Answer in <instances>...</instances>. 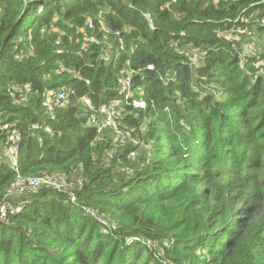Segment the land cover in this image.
<instances>
[{
	"label": "trees",
	"instance_id": "16d2710c",
	"mask_svg": "<svg viewBox=\"0 0 264 264\" xmlns=\"http://www.w3.org/2000/svg\"><path fill=\"white\" fill-rule=\"evenodd\" d=\"M99 15L116 56L108 62L103 43L82 38L89 16L96 29L87 34L98 32ZM262 17L264 0H0V203L15 176L4 124L20 134L23 176L75 182L25 196L0 223V264H264V66L253 63L264 61ZM237 27L257 51L244 63L239 42L221 35ZM186 49L200 51L199 67L178 53ZM126 61L142 70L134 82L153 103L121 118L147 145L134 159L130 143L114 151L108 133L96 140L81 101L117 98ZM62 85L73 94L50 120L42 97ZM90 210L116 229L102 232Z\"/></svg>",
	"mask_w": 264,
	"mask_h": 264
},
{
	"label": "built area",
	"instance_id": "2783aa9c",
	"mask_svg": "<svg viewBox=\"0 0 264 264\" xmlns=\"http://www.w3.org/2000/svg\"><path fill=\"white\" fill-rule=\"evenodd\" d=\"M41 9L39 10V13ZM147 18V16H146ZM97 24L99 26L98 32L95 34L89 33L90 30H95L94 18L87 17L85 19L86 29L82 30V38L86 45H99L103 43L105 46L101 49L99 57L104 61L108 62L112 58H116L115 54H112L113 44L110 42L109 30L104 26L103 17L99 15L97 18ZM148 19V18H147ZM249 19L245 20L247 23ZM148 21H150L148 19ZM254 24L261 28L262 30V39L264 42V17L255 18ZM118 35L119 32H116ZM252 32L248 31L246 27H237L223 32L221 35L227 40L232 42H239V44L233 45V51L237 54L238 60L240 63H244L246 58H251L256 55L255 44L252 39L243 40V36H251ZM119 52L125 51L124 44H119ZM58 54L62 52L57 51ZM180 55L188 61V64L192 68H197L200 65L201 60L203 59L202 54L197 49H186L184 51L178 52ZM254 63L255 67L264 66V61L259 59ZM130 62L126 61L125 66L128 69H124V72L121 70L117 76V89L118 97L110 100L106 104H101L95 106L91 100L87 97L81 98L83 106L89 111L90 117L88 119V124L96 132V140L102 141L105 133L111 135L112 147L114 151L123 150L126 148L127 144L130 143L131 149L128 151L127 159H134L140 150H143L147 145L144 140L131 136V132L127 128L122 126L121 118L125 114L127 108L130 110L137 109L143 110L148 106H153L152 101L148 102L145 99L144 89L137 83L134 82V76H139L141 69L134 71L129 69ZM149 70H152V66H148ZM57 73H60L58 71ZM173 73L167 71L165 74L159 77V80L166 84L168 80L173 78ZM76 78V77H75ZM23 94L21 95V101L26 102L28 100L27 93L31 91L28 85H25ZM197 90V88H194ZM73 94V91L69 89L68 86L62 85L53 90L45 91L41 103L42 106L46 109L47 114L50 120L55 119V111L58 108H63L69 103V97ZM33 129H38L39 127L36 124L32 125ZM2 129L5 131V141H4V154L8 158L10 165L15 170V176L8 189L6 190L3 201L0 203V223L7 221L8 216L16 214L23 209V206L26 204L25 196L35 193L42 187L51 188L56 192H63L75 188V182L69 181L62 174H43L35 177L23 176L18 171V159L17 153L20 144V134L14 124H4ZM44 130L48 133H51V128L48 126L44 127ZM109 153V158L112 157V154ZM16 202H12V199H17ZM70 202L74 201V196L71 195ZM84 209V208H83ZM88 211L87 209H84ZM90 215L98 220L101 224V230L104 233H107L108 230H115L114 225H110L107 221L103 220L99 215L94 211H89ZM126 243L133 242H142L146 246L154 248L156 243L150 239L140 238L136 236H129L125 239Z\"/></svg>",
	"mask_w": 264,
	"mask_h": 264
},
{
	"label": "water",
	"instance_id": "95a60500",
	"mask_svg": "<svg viewBox=\"0 0 264 264\" xmlns=\"http://www.w3.org/2000/svg\"><path fill=\"white\" fill-rule=\"evenodd\" d=\"M23 15H24L23 13L20 15L19 20L23 18ZM147 18L149 19V16H147Z\"/></svg>",
	"mask_w": 264,
	"mask_h": 264
}]
</instances>
